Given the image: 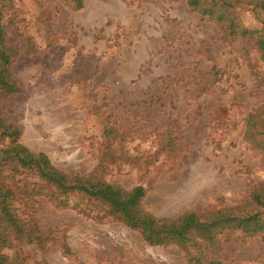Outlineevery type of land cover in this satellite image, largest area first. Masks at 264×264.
Wrapping results in <instances>:
<instances>
[{
  "label": "rangeland",
  "instance_id": "rangeland-1",
  "mask_svg": "<svg viewBox=\"0 0 264 264\" xmlns=\"http://www.w3.org/2000/svg\"><path fill=\"white\" fill-rule=\"evenodd\" d=\"M16 2L11 70L20 91L0 112L19 128V142L66 173L88 174L108 149L105 127L114 126L123 138L110 146L122 157L104 178L144 186L141 206L156 216L232 206L250 182L264 180L259 156L242 140L245 115L264 103L256 48L223 39L185 0H84L80 9L64 0ZM238 6L241 21L259 28L253 11ZM172 118L182 138L169 155L159 134ZM88 210L36 203L30 211L51 237L16 251L42 264H188L178 246L149 245L100 207ZM223 251L222 264H264V235L226 242Z\"/></svg>",
  "mask_w": 264,
  "mask_h": 264
},
{
  "label": "trees",
  "instance_id": "trees-1",
  "mask_svg": "<svg viewBox=\"0 0 264 264\" xmlns=\"http://www.w3.org/2000/svg\"><path fill=\"white\" fill-rule=\"evenodd\" d=\"M64 1L70 3L71 9H80L84 4V0ZM185 3L201 18L215 22L223 39H240L264 58V0ZM239 4L253 11L259 28L250 29L241 21ZM20 14L16 0H0V104L20 91L11 70L19 53L15 25ZM43 14L50 13L43 10ZM258 79L262 81L259 76ZM243 121L242 140L264 166V103L247 112ZM175 123L177 119H169L166 130L159 134V150L169 155L176 152L182 138L173 129ZM19 135V128L0 112V264H42L27 262L16 250L20 242L41 245L51 237V231L41 229L30 211L33 205L45 200L81 213L100 207L106 215L138 231L147 244L178 246L188 264H222L229 257L223 251L224 243L264 235V180L250 182L245 197L232 206H197L176 217L156 216L141 206L144 186L126 189L104 178L108 163L122 157L110 146L117 138H123L114 126L105 127L108 149L88 174L66 173L46 153L33 151L19 142ZM185 158L184 155L180 159ZM96 216L100 217L97 213ZM10 248L13 253L5 252Z\"/></svg>",
  "mask_w": 264,
  "mask_h": 264
}]
</instances>
